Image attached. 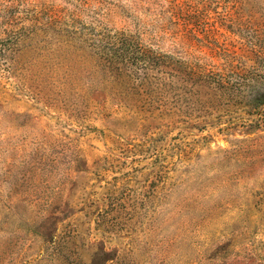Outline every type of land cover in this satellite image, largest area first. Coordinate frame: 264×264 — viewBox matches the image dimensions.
Here are the masks:
<instances>
[{"label": "rangeland", "instance_id": "rangeland-1", "mask_svg": "<svg viewBox=\"0 0 264 264\" xmlns=\"http://www.w3.org/2000/svg\"><path fill=\"white\" fill-rule=\"evenodd\" d=\"M0 264H264V0H0Z\"/></svg>", "mask_w": 264, "mask_h": 264}]
</instances>
